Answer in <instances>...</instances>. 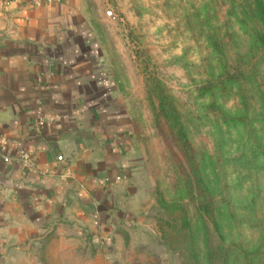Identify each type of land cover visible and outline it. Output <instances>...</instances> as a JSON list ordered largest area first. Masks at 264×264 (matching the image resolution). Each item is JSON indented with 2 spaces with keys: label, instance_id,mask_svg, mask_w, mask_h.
<instances>
[{
  "label": "rangeland",
  "instance_id": "374dc122",
  "mask_svg": "<svg viewBox=\"0 0 264 264\" xmlns=\"http://www.w3.org/2000/svg\"><path fill=\"white\" fill-rule=\"evenodd\" d=\"M80 6L144 148L141 182L118 189L140 194L139 204L117 199V230L106 242L83 230L66 242L47 236L1 249L0 264H264V46L250 0ZM160 93L172 99L210 192L219 232L207 224L209 246L195 199L184 191L187 164L160 114ZM157 191L186 210L192 246L176 230L180 211L161 207Z\"/></svg>",
  "mask_w": 264,
  "mask_h": 264
},
{
  "label": "crops",
  "instance_id": "0c3cea01",
  "mask_svg": "<svg viewBox=\"0 0 264 264\" xmlns=\"http://www.w3.org/2000/svg\"><path fill=\"white\" fill-rule=\"evenodd\" d=\"M105 67L80 0H0V250L106 242L117 199L138 206L118 189L141 182L144 148Z\"/></svg>",
  "mask_w": 264,
  "mask_h": 264
},
{
  "label": "trees",
  "instance_id": "16d2710c",
  "mask_svg": "<svg viewBox=\"0 0 264 264\" xmlns=\"http://www.w3.org/2000/svg\"><path fill=\"white\" fill-rule=\"evenodd\" d=\"M250 5L251 11L256 18L257 23L262 28L261 32H257L258 41L262 46H264V1L250 0ZM158 97L160 98V114L169 127L174 131L178 141L181 143L184 160L186 161L187 166L185 169L181 166L182 169L180 171H182L183 175L180 177L183 182L186 195L189 194L192 199H195V210L201 220L203 230L202 236L205 241L204 243L209 246V240L206 239L209 235V229L206 227L207 224L212 227L213 232H219V227L216 222L214 208L212 205L213 203L210 198V192L205 184L204 178L202 177L196 155L189 142L187 132L183 127L180 115L178 114L172 99L162 93H160ZM156 200L158 204L167 211H180L181 217L179 220L181 222V227L175 229L177 231L186 232L188 234L187 238L191 241L190 246H192L190 219L183 206L178 204L176 201L167 202L158 191L156 192Z\"/></svg>",
  "mask_w": 264,
  "mask_h": 264
},
{
  "label": "built area",
  "instance_id": "2783aa9c",
  "mask_svg": "<svg viewBox=\"0 0 264 264\" xmlns=\"http://www.w3.org/2000/svg\"><path fill=\"white\" fill-rule=\"evenodd\" d=\"M44 121L40 118L38 119V124L41 125ZM60 159V157H58Z\"/></svg>",
  "mask_w": 264,
  "mask_h": 264
}]
</instances>
